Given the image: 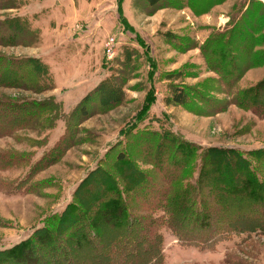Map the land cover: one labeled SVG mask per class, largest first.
I'll return each instance as SVG.
<instances>
[{"label":"rangeland","instance_id":"rangeland-1","mask_svg":"<svg viewBox=\"0 0 264 264\" xmlns=\"http://www.w3.org/2000/svg\"><path fill=\"white\" fill-rule=\"evenodd\" d=\"M257 7L250 0H162L157 10L146 0H127L124 10L118 0H0V61L35 59L46 70L42 91L0 86V103L44 110L31 127L0 133V251L24 243L0 264L37 263L35 251L48 263L56 259L48 235L64 238L57 216L75 203L76 212L91 211L88 220H95L91 214L109 204L106 174L121 176V183L133 173L161 178L165 165L161 170L148 161L162 153L145 151L154 131L171 134L183 183L196 181L206 150L224 152L217 160H225L226 151L264 149V118L234 97L264 80V6ZM14 19L25 30L13 43L3 39L9 33L1 25ZM232 62L247 69L230 87L218 69L230 71ZM64 135L71 144L50 161ZM186 143L196 147L192 170L182 167ZM118 154L130 166L118 163ZM159 233L161 264H264L263 232H229L192 245L168 226ZM71 245L60 247L71 254Z\"/></svg>","mask_w":264,"mask_h":264},{"label":"trees","instance_id":"trees-1","mask_svg":"<svg viewBox=\"0 0 264 264\" xmlns=\"http://www.w3.org/2000/svg\"><path fill=\"white\" fill-rule=\"evenodd\" d=\"M161 1L146 0L148 6L155 10ZM122 2L123 0H118V10ZM250 2L258 4L257 8L264 6L260 2L252 0ZM1 27L9 33V36L3 39L14 43L21 32H24L25 24L14 19L7 20ZM255 44L256 42L252 40L249 52L251 46ZM215 46L218 50L222 48L218 43ZM206 57L208 62L211 61L210 65L218 66L211 55ZM262 58L264 57L261 56L260 61ZM252 62L253 60L247 67L253 64ZM232 63L230 71L223 72L222 68L218 69L223 81H229L230 87L241 74V69L245 68ZM45 71L43 64L35 59L3 60L0 61V86L26 87L42 91L40 88L45 79ZM234 97L238 106L264 118V80L251 90L240 92ZM182 100L183 93L179 91L176 94V102L181 103ZM38 111L43 113L44 110L41 105L34 103L1 102L0 133L13 134L17 130L31 127L34 121L38 120L36 118ZM84 111L82 108L80 114L83 115ZM150 134L153 140H149L151 144L145 146L146 154L156 157L162 153V158L155 159L154 162H151L150 158L148 162L159 169L161 167V170L165 165L164 175L155 181L152 174L133 173L128 176L129 182L121 183L123 182L121 176L112 177L110 173L106 174L110 188L105 193V199L109 204L100 206V210L91 214L95 220H88L91 211L85 213L80 209L77 213V204L69 205L57 216L61 227L59 232L64 235L62 241L48 235L49 240H52L49 245L54 246L53 252L51 250L49 252L57 251L58 256L48 263L35 251L31 255H36V258L31 259L38 262L33 264H161L162 235L159 228L163 226H168L176 236L183 239L182 243L188 245L205 242L202 237H207L206 241L209 237V241L214 242L213 240L229 232L264 233V149L255 151L253 155L226 151L229 158L225 160H217L218 155L224 152L206 150L200 157L197 179L190 184L183 183L185 178L180 175L181 169L176 173L178 154L176 151H170L172 148L168 144L172 138L171 134L156 131ZM64 139H68L67 135H64L51 150L55 154L50 161L57 160L71 144ZM184 148L188 149V152L181 153L182 167L188 163L189 169L192 170L196 147L186 143ZM172 154H174L172 159H168ZM116 161L125 166L131 164L130 160L121 154L116 156ZM219 162L223 163V167L219 166ZM142 209L143 212L139 213L138 211ZM76 213V216H70ZM158 213L167 219L162 222L161 216H157ZM108 217L113 219L109 220ZM40 230L45 231L46 228L42 227ZM183 232L186 233L184 236ZM190 233L192 234L189 235ZM23 244L15 245L10 251ZM65 245H71V254L65 253V249L60 247ZM10 251H0V258ZM52 257L51 254L50 258Z\"/></svg>","mask_w":264,"mask_h":264},{"label":"built area","instance_id":"built-area-1","mask_svg":"<svg viewBox=\"0 0 264 264\" xmlns=\"http://www.w3.org/2000/svg\"><path fill=\"white\" fill-rule=\"evenodd\" d=\"M252 1H255V2H261V3L264 4V0H252ZM111 42H112V44L114 43V42H113V39L110 40V43H111Z\"/></svg>","mask_w":264,"mask_h":264},{"label":"crops","instance_id":"crops-1","mask_svg":"<svg viewBox=\"0 0 264 264\" xmlns=\"http://www.w3.org/2000/svg\"><path fill=\"white\" fill-rule=\"evenodd\" d=\"M67 1L69 2V1H72V0H67ZM124 1L126 2L127 0H124ZM125 2L121 4V6H122V10H124L123 7H124V5H125Z\"/></svg>","mask_w":264,"mask_h":264}]
</instances>
